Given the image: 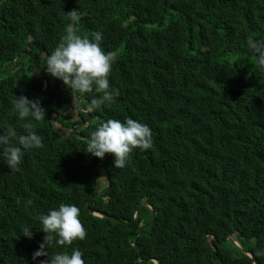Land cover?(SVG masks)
Masks as SVG:
<instances>
[{"label":"trees","instance_id":"obj_1","mask_svg":"<svg viewBox=\"0 0 264 264\" xmlns=\"http://www.w3.org/2000/svg\"><path fill=\"white\" fill-rule=\"evenodd\" d=\"M72 10L77 34L101 32L114 54L108 78L118 96L92 111L99 94H74L44 70ZM261 53L264 0H0V131L25 134L14 96L45 109L43 147L25 152L18 170L0 155V264L46 259H33L46 235L38 217L61 203L79 207L86 237L46 242L49 254L78 248L85 264H252L229 236L264 264L255 256L264 248ZM125 118L150 127L151 149H133L123 168L112 154L85 152L100 123Z\"/></svg>","mask_w":264,"mask_h":264},{"label":"clouds","instance_id":"obj_2","mask_svg":"<svg viewBox=\"0 0 264 264\" xmlns=\"http://www.w3.org/2000/svg\"><path fill=\"white\" fill-rule=\"evenodd\" d=\"M66 14L73 23L66 26L65 35L47 57L44 70L51 77L62 81L74 94L77 92L99 94L91 100L88 111L98 109L102 105H111L118 96V90L110 86L108 78L114 63V54L106 53L102 49L101 32H95L91 38L77 34L74 23H78L79 17L75 10ZM247 43L250 48L259 51L254 41L249 40ZM259 63L264 65V53H261ZM47 87L45 86L44 90ZM12 106L17 118L24 122L25 134L17 137L12 127L0 131V155L3 156L10 170H18L25 152L43 147L42 137L36 132V128L45 119V109L39 99H28L24 95L14 96ZM13 140L16 141L15 144ZM152 144V132L146 123L132 118H125L123 121L108 119L90 132L85 152L101 159L105 154H112L113 166L123 168L133 149L146 151L151 149ZM30 204V200L26 201V205ZM95 214L97 213H93L94 216ZM38 220L41 225L40 230L46 235L44 243L33 254L34 260L36 257L45 256L46 259L40 261V264H85L84 253L78 248L53 254L44 251L48 246L46 242L71 246L73 241L85 239L86 230L80 220L79 207L75 204L61 203L49 209L47 214H41ZM25 236H31V232ZM255 256L264 257V248L256 249Z\"/></svg>","mask_w":264,"mask_h":264},{"label":"water","instance_id":"obj_3","mask_svg":"<svg viewBox=\"0 0 264 264\" xmlns=\"http://www.w3.org/2000/svg\"><path fill=\"white\" fill-rule=\"evenodd\" d=\"M22 55H23V57H25L26 54H25V53H22ZM17 59H18V57L14 60V62L12 63L10 69H12V67L14 66V64H15V62H16ZM1 74H3V71L0 72V75H1ZM47 85H48V83L45 81V86H47ZM74 99L76 100L75 97H74ZM75 102H76V104H77V100H76ZM147 209H149L150 212H151V214H152V219L150 220V223H152V222L154 221V212H153L152 208H148V207H147ZM95 216H97V217H99V218H106V216L100 215V214H98V213L95 214ZM135 218H137V213L135 214ZM227 240L230 242V244H231L234 248H236V249H237L238 251H240L242 254L248 256V257L251 259L252 264H255V261H254V259H253L252 254H250V253H248V252L242 250L241 247H240L237 243H235V241H234L231 237H228ZM152 262H153V264H159L158 261H156V260H153Z\"/></svg>","mask_w":264,"mask_h":264},{"label":"rangeland","instance_id":"obj_4","mask_svg":"<svg viewBox=\"0 0 264 264\" xmlns=\"http://www.w3.org/2000/svg\"><path fill=\"white\" fill-rule=\"evenodd\" d=\"M40 71V70H39ZM36 74V77H39L40 76V72H35ZM48 86V85H47ZM44 91V89L42 90V92ZM75 116V115H74ZM107 186V180L105 179V176L103 175H100L98 178H97V190L99 192H101L105 187Z\"/></svg>","mask_w":264,"mask_h":264}]
</instances>
